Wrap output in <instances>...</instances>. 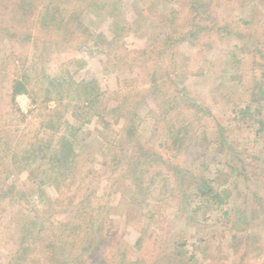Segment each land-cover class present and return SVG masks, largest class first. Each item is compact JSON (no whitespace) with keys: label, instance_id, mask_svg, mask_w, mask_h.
<instances>
[{"label":"rangeland","instance_id":"obj_1","mask_svg":"<svg viewBox=\"0 0 264 264\" xmlns=\"http://www.w3.org/2000/svg\"><path fill=\"white\" fill-rule=\"evenodd\" d=\"M49 1L0 0V264H264V0Z\"/></svg>","mask_w":264,"mask_h":264},{"label":"trees","instance_id":"obj_2","mask_svg":"<svg viewBox=\"0 0 264 264\" xmlns=\"http://www.w3.org/2000/svg\"><path fill=\"white\" fill-rule=\"evenodd\" d=\"M189 1H190V3H192V6H191L192 8L194 7L195 4H197L198 7L200 6L201 8H203L202 11L205 9V5L206 4L204 5V7H202V5L200 4V2L198 0H189ZM54 2H56V0L55 1L52 0L50 2V5L53 4L52 8L55 7V3ZM49 6H48V8H49ZM45 8H47V7H45ZM197 15H198V13H196L194 15L195 16L194 17L195 21H193V24H192L193 27L194 26L198 27L199 24L202 25V23H203V22L199 23V20L202 21L203 19L200 16H197ZM50 18L54 19L55 18V13H53L52 15L51 14H49V15L46 14L45 15V20H48ZM260 70H261V72H260L261 77L264 78V65L263 64L260 65ZM12 84H13V88H12L13 95H17V94H21V93L25 92V81L23 82L21 78H16L12 82ZM49 86H51L53 89H58L59 85L56 86L51 81L49 83ZM262 89H263V87L259 86V91L261 93H263ZM261 96H262V101L264 102V94H262ZM131 130H132V127H129L128 129H126L125 133H126V135H128V137L132 136L133 131H131ZM179 133H181V132L178 131V132H174V133L170 134L172 136V138H174V141H176L177 138L179 137L178 136ZM62 141H63V144H64L65 148L68 149V147L71 146L70 143L67 142L64 138H62ZM174 145H175V143H174ZM65 151L63 150V151L56 152L57 155L59 153L58 157L60 159L61 158H66V156L63 155V153H65ZM55 160H56V157H55ZM220 172H222V169H221V171H219L217 173V175H215L216 177L213 178V179H211V178L202 179V177H199V176H197L199 178L194 179L192 174H189V173H186V172L183 173L185 175H189L190 181H186L187 185H186L185 189L182 191V194L186 195L187 197L189 195H191L192 197L197 198L198 199V205L197 206L200 205V207H202V206L204 207V206L209 205V206H212V207H216V209L223 208V206H226L229 203V200L232 197L231 192L229 191V188L227 186L225 187L224 184L226 183L227 179L231 178V175L235 172V170H234V168L230 167L229 173H227V174L225 173V174L222 175ZM177 173H178V175H180V173H182V172L177 171ZM220 177H223L222 181H220ZM255 209H256V207H255ZM223 214H224V216H227L228 215V210L224 211ZM237 224L238 223L234 224V227H233V230H235V231H236V227L235 226ZM74 231H76V229H74ZM181 246H184V244H181ZM52 250L49 251L50 252L49 253V257L51 259H53L52 255L54 254V252Z\"/></svg>","mask_w":264,"mask_h":264}]
</instances>
